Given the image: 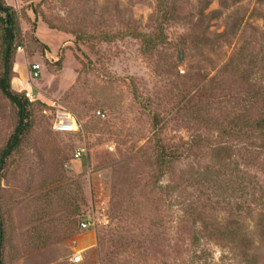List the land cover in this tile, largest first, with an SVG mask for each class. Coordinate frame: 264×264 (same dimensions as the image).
<instances>
[{
    "label": "rangeland",
    "instance_id": "374dc122",
    "mask_svg": "<svg viewBox=\"0 0 264 264\" xmlns=\"http://www.w3.org/2000/svg\"><path fill=\"white\" fill-rule=\"evenodd\" d=\"M161 1L4 0L13 90L37 98L1 183L4 264H264V2L166 0L161 35ZM199 24L227 37L200 47ZM59 106L80 133L54 132ZM17 123L0 91V153Z\"/></svg>",
    "mask_w": 264,
    "mask_h": 264
},
{
    "label": "trees",
    "instance_id": "16d2710c",
    "mask_svg": "<svg viewBox=\"0 0 264 264\" xmlns=\"http://www.w3.org/2000/svg\"><path fill=\"white\" fill-rule=\"evenodd\" d=\"M259 1L262 3L264 2V0H259ZM167 5L168 2L166 0H162L159 3V8H160L159 12L161 13V17L163 19V22L161 23L163 26H160L161 35H163L164 26L170 21L176 20V18L178 17L175 13L174 8L168 7ZM11 11H12L11 8L4 6V0H0V21L3 23L5 28V36H4L5 48L3 51V58H2L3 70H2V74L0 75V91L9 100L12 106H14L18 116V123L16 129L12 134V136L10 137L8 143L0 153V189H1L3 174L7 168L9 159L18 150L24 137L28 134V132L32 128V121H33L32 107L35 104L25 96L24 92L23 93L16 92L13 90L12 87V80L14 76V56H15L14 44L16 40L15 37L16 29H15L14 15L12 14ZM2 15L5 16L3 17ZM201 23H203L202 20ZM198 29H199L198 31H201L198 37H200L204 41V43L206 42L205 44H207V46H200L203 48L215 45L217 40H221L227 37L226 34H222L217 36L216 40L212 38L210 39L205 35V28H202V26H200ZM162 37L160 39H162ZM143 39H145L147 43L149 44L151 43V41L148 42L146 36H144ZM248 127L253 128L254 131H257L258 133L260 132L264 133V116L260 118L258 117L256 120L254 119L253 126L250 125ZM262 136L264 137V135ZM164 151H165L164 148H161L158 161H160L161 165L168 167L170 157L167 154H165ZM223 236H225V238L223 239H227V232H224ZM5 237H6L5 223L3 220V213L0 205V264H4Z\"/></svg>",
    "mask_w": 264,
    "mask_h": 264
},
{
    "label": "built area",
    "instance_id": "2783aa9c",
    "mask_svg": "<svg viewBox=\"0 0 264 264\" xmlns=\"http://www.w3.org/2000/svg\"><path fill=\"white\" fill-rule=\"evenodd\" d=\"M22 50V47H19V51ZM41 77V67L38 64H35L31 68V74L30 79L35 80L39 79ZM22 92L25 93V96L31 101L36 102V94L34 92L33 88L30 89H24ZM100 116H103L101 112H99ZM52 126L53 130L56 133H62V134H77L80 133L83 130V126L77 117V115L72 112L71 110L59 106L58 108H55V111L53 113V120H52ZM82 150H78L74 154V161L81 160L82 156ZM67 169L69 168L68 165H66ZM94 223L96 224L97 221L95 220H85L81 224V229L83 231L91 229L92 226H94ZM82 252H77L72 257V262L74 264H79L82 262Z\"/></svg>",
    "mask_w": 264,
    "mask_h": 264
},
{
    "label": "crops",
    "instance_id": "0c3cea01",
    "mask_svg": "<svg viewBox=\"0 0 264 264\" xmlns=\"http://www.w3.org/2000/svg\"><path fill=\"white\" fill-rule=\"evenodd\" d=\"M20 88L23 90L24 88H22V86H21V84H20ZM31 88V87H30ZM21 89H19V90H21ZM28 89V88H27Z\"/></svg>",
    "mask_w": 264,
    "mask_h": 264
}]
</instances>
